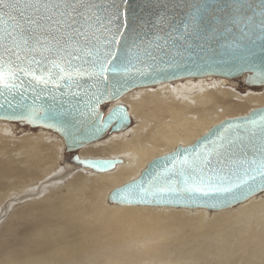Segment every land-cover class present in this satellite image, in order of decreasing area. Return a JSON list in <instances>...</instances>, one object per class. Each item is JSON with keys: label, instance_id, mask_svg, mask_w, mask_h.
Masks as SVG:
<instances>
[{"label": "bare ground", "instance_id": "6f19581e", "mask_svg": "<svg viewBox=\"0 0 264 264\" xmlns=\"http://www.w3.org/2000/svg\"><path fill=\"white\" fill-rule=\"evenodd\" d=\"M209 76L216 75L204 77ZM203 80L188 86L163 82L156 90L130 93L132 89L122 95L120 102L141 120L133 127L134 136L81 145L75 158L84 168L96 171L82 164L85 159L119 160L104 174L78 169L66 178L60 196L66 175L57 165L62 141L45 131L37 141L35 133L15 137L10 126H0V199L15 194L9 205L21 203L9 208L14 210L11 218L1 226L6 231L0 237V264H264V196L211 216L183 209L190 207L116 211L106 204L114 188L108 189L137 176L139 163L154 153L192 144L221 120L264 106V89L242 94L223 86V80ZM47 195L54 199H45Z\"/></svg>", "mask_w": 264, "mask_h": 264}, {"label": "snow or ice", "instance_id": "6c2138e0", "mask_svg": "<svg viewBox=\"0 0 264 264\" xmlns=\"http://www.w3.org/2000/svg\"><path fill=\"white\" fill-rule=\"evenodd\" d=\"M190 8L194 11L183 25L181 39L193 35L202 26L203 17L214 12L213 6L203 0ZM227 8L231 10L230 22L243 26L240 41L235 42L233 37L231 48L240 50V58L255 67L256 52L264 54V0H230ZM109 15L110 6L105 0H0V109L12 110V118L32 122L56 118L61 113L53 111L55 96L53 103L45 108L36 104L39 95L32 103H26L25 92H36L39 88L40 93L52 95L61 85L66 89L78 88L77 78L87 76L107 81L108 73L144 75L143 68L151 70L147 60L155 62L156 57L149 50L153 45L143 47V42L121 45V37L108 27ZM214 27L219 30L218 26ZM113 45L118 46L116 50ZM50 56L54 58L49 59ZM258 75L259 82L264 83V71ZM96 118L98 123L89 130L91 136L101 132L113 119L126 120L127 115L117 106L107 120L99 113ZM237 127L247 133V143L241 135L229 139L222 134L210 144L191 152L186 150L165 169L170 175L159 172L150 174L147 183L134 181L124 198L135 196L143 201L149 197L163 200L184 196L227 202L229 198H246L255 188H264V114ZM222 148L227 155L219 151ZM236 151L242 158H232ZM213 154L218 157L215 162ZM177 175L183 177L182 182L175 179Z\"/></svg>", "mask_w": 264, "mask_h": 264}, {"label": "water", "instance_id": "95a60500", "mask_svg": "<svg viewBox=\"0 0 264 264\" xmlns=\"http://www.w3.org/2000/svg\"><path fill=\"white\" fill-rule=\"evenodd\" d=\"M199 2L201 0H105V3L110 6L108 18L111 19V24L108 27L113 34L121 37V45L127 44L131 46L133 42L136 44L143 42V47H148L149 44L153 45L149 50L156 57L155 62L147 60L151 70L143 68L144 75L133 73L128 76H113L112 73H108L109 78L107 81L103 79L98 81L95 77L87 76L77 78L79 82L78 88L73 86L71 89H66L61 85L60 89L54 91L52 95L40 93L39 88L36 92L26 91V103H32L33 100H36V96L39 95L40 98L36 100V104H42L45 108L53 103L52 97L55 96L53 111L61 113L56 118L35 120L34 123H42L58 130L67 146L78 148L85 143L122 130L130 124L132 116L126 104L116 103L107 112L101 108V105L106 100L119 99L132 89L154 86L180 78L204 77L208 75L230 78L249 73L248 83L252 84L259 81L258 73L264 71V62H262L264 61V54L259 51L256 52L254 58L255 67H253L252 63L240 58L242 55L240 50L231 48L233 37H235V42L240 41V31L243 26L237 27L230 22L231 10L227 8L230 0H203V2L213 6L214 12L203 17L202 26L194 30L193 35L187 36L185 39L180 38L184 33L183 25L188 22V17L194 11V9L190 8V5L198 4ZM256 2H259V0H256ZM214 25L218 26L219 30ZM117 29H119V32H117ZM173 29H175V32L172 31ZM165 41H167L166 45ZM156 44H159L160 47H155ZM257 45H259V41H257ZM112 47L113 50H116L118 46L113 45ZM53 58L54 56L49 57V59ZM142 58L146 59L145 57ZM136 66L142 67L141 65ZM85 67L87 66L85 65ZM25 87H28L27 84ZM51 88L52 86L49 85V89ZM117 88L119 91H116ZM117 106L127 115V119L123 121L113 119L101 132L96 133L95 136L89 135V130L93 124L98 123L97 113L107 120L110 116V111L116 109ZM262 114H264V106L256 108L245 115L227 117L221 120L192 144L178 145L173 151L153 158L146 169L142 171L139 178L114 188L109 199L127 204L221 209L239 203L252 194L263 190L264 188H255L251 193L247 194L246 198L243 196L237 199L229 198L227 202L219 198L189 199L184 196L177 199L165 197L163 200L149 197L143 201L135 196L129 199L124 198L127 195L128 186L134 181L147 183L151 178L150 174L154 175L159 172L170 175L165 169L170 168L171 162L177 157H182L186 150L191 152L195 148H201L202 145L210 144L211 141L216 140L222 134H226L229 139L236 135H241L245 139V143H247V133L243 128H238L237 126L245 124L249 119H256ZM0 119L11 120L16 118H12V110L9 109L5 112L0 109ZM25 121L29 122V120ZM219 151L227 155L225 149L222 148ZM251 155L252 153L249 152V157ZM217 158L213 154V162ZM232 158L238 159L242 157L236 151L235 156ZM77 159L78 157H76ZM118 160L85 159L82 161H88L89 163L82 164L90 166L96 171L103 172L111 169ZM105 161L111 163H104ZM175 179L182 182L183 177L177 175Z\"/></svg>", "mask_w": 264, "mask_h": 264}, {"label": "rangeland", "instance_id": "374dc122", "mask_svg": "<svg viewBox=\"0 0 264 264\" xmlns=\"http://www.w3.org/2000/svg\"><path fill=\"white\" fill-rule=\"evenodd\" d=\"M247 73H244V75L242 76V78L240 79V78H233V77H227L228 79H230L231 81H234L235 83L234 84H231L230 82H228V81H226L225 80V78H222V77H216V76H209V77H203V78H198V77H192V78H190V77H188V78H180V79H176V80H173V81H170V82H166V83H164L165 85H171V86H177V85H185V86H188V84L189 83H193V84H198V83H200V82H202V80L203 81H205V82H211V81H218V80H223V86L225 85L226 87H228V88H233V90H235V91H237L238 93H242V94H245V93H247L248 91H263V89H264V83L263 84H261V85H259V86H251L250 84H248V82H247V75H246ZM202 79V80H201ZM189 81V82H188ZM168 83V84H167ZM230 86V87H229ZM151 87V88H150ZM159 88L160 87V84H158V85H154V86H147V87H142V88H136V89H134L133 91H131L130 93H132V92H134V91H137V92H141V91H144V88L146 89H150V90H156L157 88ZM162 87V86H161ZM129 93V94H130ZM125 96V95H124ZM123 96V97H124ZM121 98V97H120ZM120 98L119 99H115V100H106V101H104L103 103H102V105H101V108L104 110V111H108V109L109 108H111L112 106H114L116 103H122V102H120ZM121 101H123L122 99H121ZM114 103V104H113ZM128 106V105H127ZM129 108V107H128ZM132 116V115H131ZM141 120L140 119H138V118H134L133 116H132V119H131V122H130V124L126 127L127 128V130H126V128H123L122 130H119V131H115V132H112V133H110V134H108V135H106V136H103L102 138H99V139H96V140H93V143H90L91 145L92 144H100V143H102V144H104V143H110L111 141H112V138H113V140H119V139H121V138H123L124 136H127V137H129V139H131L133 136H134V133H133V127L137 124V123H139ZM141 123V122H140ZM10 126L11 127V132H12V135L13 136H15V137H21L23 134H25V133H35L37 136H35V141H37V140H39V137H38V133H44V131L45 132H47L49 135H50V137L52 138V139H59V141H62V143H63V150H61L60 151V155H61V157H59L60 158V160H58L57 161V165L60 167V169L64 172V173H66V175H64V177L61 179V183L60 184H64L63 185V189H61L59 192H58V196H60L61 194L62 195H64L65 194V192H66V188H67V179L66 178H70L71 177V175L76 171L77 172V170L79 169L80 170V168H81V170H86L88 173H90V175L91 174H93L94 173V175L96 174V175H99V174H104V173H107V172H96V171H93V170H91V169H88V168H84V167H82L80 164L78 165V164H76L77 162V160H76V158H75V156H76V154H78L79 155V153H78V149H79V147L77 148V147H75V148H70L69 146H66L64 143V138L62 137V135L58 132V130H56V129H54V128H52V127H50V126H47V125H44V124H42V123H38V124H32L31 122H28V121H25V120H19V119H11V120H8V121H5V120H0V126ZM129 128V129H128ZM4 133V132H3ZM7 133H9L8 131H7ZM5 134V133H4ZM11 134V133H10ZM21 134V135H20ZM115 136V137H114ZM48 137L46 136L43 140H46ZM108 139V140H107ZM193 143V142H192ZM90 144H88V145H90ZM191 144V143H190ZM187 145V144H186ZM175 148V147H174ZM174 148H170V150H173ZM170 150H168V151H165V152H163V151H161V153H157L156 152V154L154 153L153 154V157L151 158V159H149V160H147V162H145V164L143 163V164H140L139 162V165H140V167H139V170H140V172H137V176H134V175H132V176H134V177H132V176H130V177H128V181H130V180H133V179H135V178H137V177H139L140 176V174H141V172H142V170L147 166V164L149 163V161H151L153 158H155L156 156H160V155H163L164 153L166 154V152L168 153V152H170ZM162 152H163V154H162ZM59 155V156H60ZM120 154H115V155H113V156H119ZM58 158V159H59ZM121 165H126V164H121ZM139 165H137L136 166V168L139 166ZM143 165V166H142ZM49 168H51V165H49L48 166ZM63 168V169H62ZM118 168V167H117ZM116 168V169H117ZM89 170V171H88ZM115 171V170H114ZM137 171V170H136ZM108 172H110V171H108ZM112 172V171H111ZM89 175V174H88ZM132 177V178H131ZM130 178V179H129ZM125 181V180H124ZM127 181V180H126ZM126 181L124 182V183H126ZM127 181V182H128ZM46 183V182H45ZM123 183V181H121V183L120 184H116V185H114V186H112V187H110L109 189H108V193L113 189V188H115V187H118V186H121V184H124ZM57 184V183H56ZM47 185V184H46ZM45 185V186H46ZM14 192H18V189L16 188V189H14L13 190ZM45 192V191H44ZM9 193V192H8ZM64 193V194H63ZM0 195H1V192H0ZM10 194H6L5 193V195H4V197L2 198L3 199V201H2V199H0L1 201H2V204H1V201H0V206H1V209L2 210H0V237L3 235V233H4V230L6 231V228L5 229H3L6 225H2L4 222L6 223V221H9L10 220V218H11V215H12V213H13V211L14 210H12V209H9V208H11L12 206V208L14 209V207L15 208H17L18 206H20V204L21 203H18V204H12L11 206L9 205V204H11V203H9V202H11V201H9V200H12L11 198L12 197H14L15 198V194L14 195H12L11 197H5V196H9ZM54 196V195H53ZM53 196H51L50 197V195H47L46 197H48V198H45V196H43L45 199H49V200H53L54 198H52ZM253 196V197H252ZM260 196H264V189L263 190H260V191H258V192H256V193H254V194H252L250 197H248V198H250L249 200H251V199H255V198H258V197H260ZM42 197V196H41ZM40 197V198H41ZM13 198V199H14ZM39 198V199H40ZM248 198H246V199H244L243 201H241V202H239V203H236V204H233V205H231V206H228V207H226L227 209H223V210H219L218 209V211L216 210V209H207V208H183V207H179V208H177V207H170V206H146V205H120V204H114L113 202H111V200H109V198H108V195H107V197H106V204H107V207H109V209L110 208H114L116 211H121L122 210V207L124 208L122 211H125V209H129V210H131L132 209V211H133V209H139V208H147V207H153V208H165V209H185V210H188V212H195V211H197V210H202V211H204L205 213H208V215H214V214H216V213H219V212H221V211H233L234 209H237L240 205H242V204H244V203H246V202H248L249 200H248ZM7 201H6V200ZM34 199H36V198H34ZM6 202H5V201ZM5 202V203H4ZM7 203V206H9L8 207V209H5V205L4 204H6ZM4 207H3V206ZM17 206V207H16ZM117 207H118V209L119 210H117ZM121 208V209H120ZM4 209V210H3ZM10 210V211H9ZM134 210V211H135ZM4 211H5V213H4ZM3 212V213H2ZM10 212H12V213H10ZM10 214V215H9ZM6 216V217H5ZM10 216V217H9ZM2 217V218H1ZM7 218H9V220H7ZM2 219V220H1ZM99 225H101V224H99ZM3 228H2V227ZM96 227L98 228V229H101V226H97L96 225ZM3 232V233H2Z\"/></svg>", "mask_w": 264, "mask_h": 264}, {"label": "flooded vegetation", "instance_id": "af4514ba", "mask_svg": "<svg viewBox=\"0 0 264 264\" xmlns=\"http://www.w3.org/2000/svg\"><path fill=\"white\" fill-rule=\"evenodd\" d=\"M244 74H242V75H239V76H236V77H233V78H242V76H243ZM247 75V80H248V77H249V73H247L246 74ZM226 81H228V82H231V84H234L235 82L234 81H231L230 79H228V78H226L225 79ZM248 82V81H247ZM248 84H250L251 86H259V85H261V84H263V83H260L259 81H256V82H254V83H248ZM105 112H107V111H105ZM29 122H31L32 124H38V123H34V122H32V121H29Z\"/></svg>", "mask_w": 264, "mask_h": 264}]
</instances>
